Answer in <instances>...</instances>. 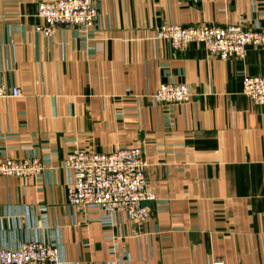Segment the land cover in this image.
I'll list each match as a JSON object with an SVG mask.
<instances>
[{
  "label": "crops",
  "instance_id": "obj_1",
  "mask_svg": "<svg viewBox=\"0 0 264 264\" xmlns=\"http://www.w3.org/2000/svg\"><path fill=\"white\" fill-rule=\"evenodd\" d=\"M0 0V163L38 157L36 178L0 175V249L31 240L59 264H264V105L242 78L264 76V48L242 59L175 50L157 25L264 28V0H95L89 32L35 30L38 3ZM186 84V102H150L161 83ZM138 147L149 218H112L67 203L74 150Z\"/></svg>",
  "mask_w": 264,
  "mask_h": 264
},
{
  "label": "built area",
  "instance_id": "obj_2",
  "mask_svg": "<svg viewBox=\"0 0 264 264\" xmlns=\"http://www.w3.org/2000/svg\"><path fill=\"white\" fill-rule=\"evenodd\" d=\"M35 30L52 37L60 27H75L89 32L96 25L98 10L95 0H50L38 3ZM153 38L165 40L175 50L199 43L205 52L222 60L242 59L247 46L264 48V28L242 24H168L155 26ZM242 93L258 105H264V76L244 75ZM20 90L0 83V99L17 97ZM189 88L183 83L166 82L147 95L150 102L169 104L186 102ZM146 161L138 147L121 148L110 153L72 150L64 168L73 172L67 189V203L82 209L94 208L112 218L124 212L129 218H149L148 202L155 195L147 188ZM45 169L38 157L5 158L0 175L36 178ZM58 248L44 241L31 240L17 248L0 249V264H59ZM223 264V263H215Z\"/></svg>",
  "mask_w": 264,
  "mask_h": 264
}]
</instances>
